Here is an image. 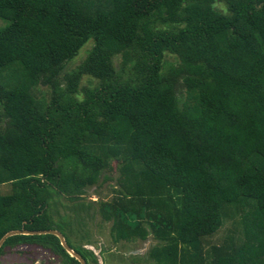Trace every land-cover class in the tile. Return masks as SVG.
<instances>
[{
	"label": "trees",
	"instance_id": "16d2710c",
	"mask_svg": "<svg viewBox=\"0 0 264 264\" xmlns=\"http://www.w3.org/2000/svg\"><path fill=\"white\" fill-rule=\"evenodd\" d=\"M0 22V240L58 230L86 258L51 200L102 180L93 215L115 245L152 238L147 264H264V0H0ZM24 245L80 264L53 235L0 256Z\"/></svg>",
	"mask_w": 264,
	"mask_h": 264
},
{
	"label": "rangeland",
	"instance_id": "374dc122",
	"mask_svg": "<svg viewBox=\"0 0 264 264\" xmlns=\"http://www.w3.org/2000/svg\"><path fill=\"white\" fill-rule=\"evenodd\" d=\"M218 7L220 9H225V5L222 4H219ZM0 25H2L1 22ZM160 27L165 28V26L162 25H160ZM93 43L94 42H89L85 45L76 57L67 63L60 76L63 87L68 86L70 83L74 84L77 82L75 79L78 78L76 72H78V69L85 62L87 53L92 48ZM114 59V69L119 76H123L124 79L132 78L133 81L136 82L138 77L135 74L134 66L129 64L127 65L126 71H124V60L121 55L116 56ZM171 59L173 58L171 57ZM79 79L81 87L91 86L94 88L104 82L102 79L95 78L88 74L81 76ZM111 81H114V79L109 78L107 82ZM111 184L114 185L115 183L112 182ZM111 184L107 183L102 185L101 180L98 186L88 189L81 200L82 203L86 205L84 208L78 206V202H70L65 197L55 196L51 200V214L53 220L65 226L68 234L67 237L72 245L78 248H86L93 252L96 257L99 251L103 249L106 261L97 257L99 261L97 264H147V253L152 243L154 244L152 238H149L147 241H138L130 245L125 243L115 245L110 239L111 225L104 222L100 215H93L94 212L92 207H97L99 202L108 201L110 199ZM220 238V236H217L215 242H218ZM93 259L95 258L93 257ZM59 260L60 258L55 256L52 252L45 249L39 250L35 247L6 249L5 254L0 256V264H60ZM92 264L96 263L92 262Z\"/></svg>",
	"mask_w": 264,
	"mask_h": 264
},
{
	"label": "water",
	"instance_id": "95a60500",
	"mask_svg": "<svg viewBox=\"0 0 264 264\" xmlns=\"http://www.w3.org/2000/svg\"><path fill=\"white\" fill-rule=\"evenodd\" d=\"M18 235H26V236H35V235H53L56 236L62 245V247L66 250V252L76 260H78L81 264H86L85 261L77 254L67 243L65 236L58 230H44V231H29V230H14L7 233L1 240H0V250L6 243V241L14 236Z\"/></svg>",
	"mask_w": 264,
	"mask_h": 264
},
{
	"label": "flooded vegetation",
	"instance_id": "af4514ba",
	"mask_svg": "<svg viewBox=\"0 0 264 264\" xmlns=\"http://www.w3.org/2000/svg\"><path fill=\"white\" fill-rule=\"evenodd\" d=\"M63 234V233H62ZM64 235V234H63ZM65 236V235H64ZM66 238V237H65ZM66 240H67V238H66ZM67 243H68V241H67ZM31 248V247H33V246H29V245H24V246H20L19 248ZM71 247V246H70ZM73 247H76V246H74L73 245ZM35 248H38L39 250H43L42 248H40V247H35ZM72 248V247H71ZM76 248H78V247H76ZM73 249V248H72ZM79 249H81V250H83V251H88V253H90V255H88L86 258H84L83 256H81L79 253H77L74 249V251L77 253V254H79V256H81V258L85 261V263L86 264H92V262L93 263H96L97 264V262H99L98 261V258H101L103 261H106V258H105V255H104V250L102 249L101 251H99V254L97 255V257L93 254V252H91V251H89V250H87L86 248L85 249H83V248H79ZM55 255V254H54ZM55 256H57V257H59L60 258V260H59V262H60V264H64V262H63V259H62V257L61 256H58V255H55ZM103 256H104V258H103ZM93 257L95 258V259H93ZM105 259V260H104ZM78 261V260H77ZM79 262V261H78ZM80 263V262H79ZM81 264V263H80Z\"/></svg>",
	"mask_w": 264,
	"mask_h": 264
}]
</instances>
